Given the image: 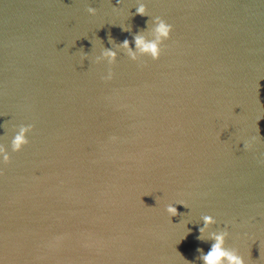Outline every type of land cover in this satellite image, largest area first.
<instances>
[{
  "label": "water",
  "instance_id": "obj_1",
  "mask_svg": "<svg viewBox=\"0 0 264 264\" xmlns=\"http://www.w3.org/2000/svg\"><path fill=\"white\" fill-rule=\"evenodd\" d=\"M156 17L159 60L115 47ZM0 144V264H203L225 228L264 264V0H0Z\"/></svg>",
  "mask_w": 264,
  "mask_h": 264
},
{
  "label": "clouds",
  "instance_id": "obj_2",
  "mask_svg": "<svg viewBox=\"0 0 264 264\" xmlns=\"http://www.w3.org/2000/svg\"><path fill=\"white\" fill-rule=\"evenodd\" d=\"M123 0H117V5H122ZM88 13L91 15H96L97 9L94 7L87 8ZM134 15L140 16H148V10L145 4L140 3L138 7H136ZM149 20L147 22V27L149 26ZM153 26L150 28V32L152 34V39H148L141 31L138 34L133 36V40L125 39L120 43H115V47L119 49H124L127 52V55L133 61H139V57L137 53L142 56H149L153 60H159L162 52L164 49L162 45L165 41L171 38V33L173 31V26L167 23L163 18L156 17L154 21H152ZM124 31H129L128 29H122ZM135 43V48L132 47V43ZM109 42L113 44L115 41L109 34ZM85 58L87 55L85 54ZM118 52L112 48H104L102 55L96 58V62L100 63L101 61H107L109 65H114L117 62ZM114 73L109 70L108 75L102 77L105 81H109L113 79ZM34 130L33 125H21L18 129L17 134L12 139V150L14 152H20L23 148L29 144L28 134ZM261 137L259 135V128H258V135L254 136L252 140L247 141L244 143L243 147L245 150H250L253 146V141H256ZM113 139H116L113 137ZM0 157H2V161L4 164H8L11 162V156L9 155L6 147L0 144ZM3 170L0 169V175H3ZM143 202V201H142ZM144 203V202H143ZM184 205L186 204L183 202L179 203ZM169 217L179 216L182 213L178 212L177 207L174 205H168L166 209ZM203 220V227L199 228L200 236L197 237L199 240L204 239V234L208 231V229L217 223L214 217L210 215H204L202 217ZM191 232L189 229L188 233ZM230 233L227 229L220 230L218 232H211L210 236L208 237L213 241L211 244L210 250L205 254L203 249H197L200 255L197 259L201 260L203 264H246V261L242 255L239 254L238 250L236 249H229L226 247V240L229 237ZM186 238V236H185ZM181 254V253H180ZM183 257V255L181 254ZM185 259V258H184ZM186 264H193V262L186 260Z\"/></svg>",
  "mask_w": 264,
  "mask_h": 264
}]
</instances>
